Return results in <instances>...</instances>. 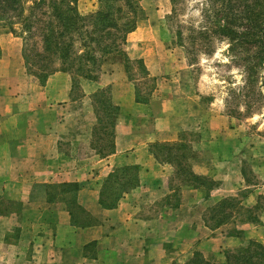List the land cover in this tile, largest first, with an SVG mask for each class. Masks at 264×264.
Masks as SVG:
<instances>
[{"label": "crops", "instance_id": "crops-1", "mask_svg": "<svg viewBox=\"0 0 264 264\" xmlns=\"http://www.w3.org/2000/svg\"><path fill=\"white\" fill-rule=\"evenodd\" d=\"M147 16L126 35L128 62L116 57L91 79L60 69L41 80L27 68L20 35L0 31V264H174L196 250L222 261L252 239L264 244V221L242 223L236 235L205 221L245 188L243 148L213 140L215 120L204 123L196 97L175 90L182 49L152 42ZM134 59L154 81L148 94L131 75ZM110 122V141L97 148L95 135ZM194 128L202 136L190 157L180 135ZM124 167L137 169L138 184L105 207V182ZM67 183L79 185L74 203L50 198L53 185ZM252 186L264 197V183ZM153 205L160 210L149 216ZM70 208L97 222L75 224Z\"/></svg>", "mask_w": 264, "mask_h": 264}, {"label": "rangeland", "instance_id": "rangeland-1", "mask_svg": "<svg viewBox=\"0 0 264 264\" xmlns=\"http://www.w3.org/2000/svg\"><path fill=\"white\" fill-rule=\"evenodd\" d=\"M92 1L94 0H86V4L78 7L83 15L101 8L99 0H95V3ZM90 3H93L94 9L89 6ZM250 3L253 1L250 0ZM142 5L144 14H140L137 26L143 24L149 14L150 19L145 23L150 30L153 29V32H150L154 34L151 36L153 38L151 41L164 42L182 49L180 53L185 60L182 64L175 63L177 67L175 85L178 86L175 90L182 95L196 97L202 107L204 123L208 122L209 117L215 120L218 131H214L213 140L225 141L229 145L237 142L243 148L241 165L245 177V188H241L235 196L237 201L236 206L232 208L233 216L222 224V232L227 235L235 234L237 226L240 227L242 223H245L248 215L246 209L255 205L254 214L264 221V197L258 199L252 193L255 189L252 185L264 183V60L257 71L250 70L248 61L243 60L242 57L249 53L252 54L256 46L248 51L240 46L235 49L236 47L229 43L228 38H221L214 32L213 20L220 7V2H214V0H142ZM88 9L91 10L88 11ZM242 22L246 23V19ZM11 27L22 38L24 51L26 49L29 53L32 46L36 47L32 53L36 61L33 55L43 51L41 36L35 34L27 38L22 24L16 23L11 26L8 21L0 22V31L10 30ZM204 27L208 28V38L206 34L200 33V30L205 29ZM243 28L245 30V25ZM124 44L118 48L121 49L120 53L114 50L109 55L101 56L102 61L94 73L98 74L103 68L109 69V63H113L116 57L128 62L129 59L124 54ZM128 65L133 79H137L140 93H150L154 81L144 76L141 62L134 59ZM39 66L40 63L33 61L27 64L30 71H40ZM53 66L58 67L59 64L54 63ZM70 72L77 76L76 79L85 78L78 73L81 71L74 69ZM105 97L106 95L103 96L104 99ZM198 123L197 119L194 125ZM110 131V123L105 126L101 125L93 144L97 148L107 147L110 141ZM201 136L202 133L195 128L181 133L180 137L187 144V149L184 150L190 157L193 156V143L200 141ZM167 151V147L162 149L164 154H167ZM106 188L108 191H121L120 185L113 182L108 183ZM152 208L148 215L156 216L160 205H153ZM213 214L211 211L207 216L212 217ZM210 223H214V220L210 219ZM175 262L184 263L185 260Z\"/></svg>", "mask_w": 264, "mask_h": 264}, {"label": "trees", "instance_id": "trees-1", "mask_svg": "<svg viewBox=\"0 0 264 264\" xmlns=\"http://www.w3.org/2000/svg\"><path fill=\"white\" fill-rule=\"evenodd\" d=\"M252 1L253 3H250V0H214L220 2V7L213 20L215 28L212 29L221 38H228L235 49L240 46L248 51L256 46L252 54L249 53L242 59L248 61L250 70L257 71L264 60V0ZM99 2L101 6L99 10L83 15L79 11L78 0H0V22L8 21L11 26L16 23L22 24L27 38L35 34L41 36L43 51L33 55L36 61L32 57L35 46L31 47L29 53L26 49L24 51L26 64L30 61L40 63V71L31 72L41 80L60 69L67 71L76 69L81 71L78 72L80 76L91 79L97 75L94 70L100 65L101 56L109 55L114 50L120 53L121 49L118 48L125 43L127 33L137 27L140 14H144L140 0ZM244 19L246 23L242 22ZM204 28L200 33L206 34L208 38V28ZM10 30L17 33L12 27ZM54 63L59 66L54 67ZM109 108L108 115L112 117L117 109L113 105ZM103 112L107 114V110ZM121 171L120 179L113 177L105 182L100 197V202L105 207H114L124 192L138 184V171L135 167H124ZM189 179L194 183L207 185L200 177L190 175ZM111 182L120 185L121 191L106 190L107 184ZM53 187L55 191L50 198H57L60 193V198L74 203L78 184H56ZM66 192L68 194L63 195ZM236 201V197L221 200L211 209L214 213L212 217H208V214L205 216L207 224L211 228H216L226 223L233 216L232 208L236 206ZM254 208L256 205L246 209L248 215L245 222H261L258 215L254 214ZM70 209L75 224L86 226L97 222L85 210ZM210 219L214 220V223H210ZM238 232L236 229L233 235ZM223 255L224 260L219 261L196 250L184 263L174 264H264V244L252 239L239 248L225 250Z\"/></svg>", "mask_w": 264, "mask_h": 264}]
</instances>
